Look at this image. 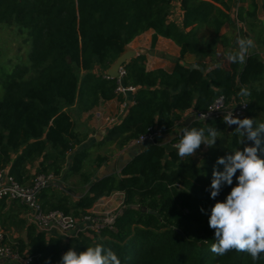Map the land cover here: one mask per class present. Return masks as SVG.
Listing matches in <instances>:
<instances>
[{
	"label": "trees",
	"instance_id": "16d2710c",
	"mask_svg": "<svg viewBox=\"0 0 264 264\" xmlns=\"http://www.w3.org/2000/svg\"><path fill=\"white\" fill-rule=\"evenodd\" d=\"M174 2L0 0V25L19 26L32 45L30 66L5 69L0 80L4 89L0 100V171L8 168L26 185L35 177L29 167L37 163L36 174L53 173L61 178L68 156L83 141L67 110L77 104L90 111L101 101L118 97L116 81L105 80L102 74L134 39L149 30L154 31L151 49L159 37L169 39L180 48L181 59L193 55L199 67L189 68L179 59L171 71H148L144 56L126 64L124 83L137 91L127 114L108 136L118 149L149 130L171 135L177 122L187 119L184 113L205 111L221 96L227 104L247 100V117L264 121V62L250 53L244 63L227 59L237 48L221 31L229 26L236 32L230 17L234 0H180V23L171 20ZM238 2V20L254 32V24L261 22L257 0ZM245 3H249L247 8ZM256 37L264 44L263 35L258 32ZM241 38L246 35L240 31ZM95 68L98 75L92 73ZM241 88H247L250 95H238ZM187 126L218 130L217 146L209 147L199 161L194 156L181 160L169 145L150 144L119 174L92 181L93 174H81L89 156L82 151L74 154L69 173L80 176L88 186V197L73 202L61 193L59 184L41 191L39 203L45 212L58 211L78 220L91 216L102 198L113 192L122 194L121 213L99 234L85 230L67 238L48 237L25 222L17 224V215L26 207L4 201L0 202V227L9 230L17 224L26 231V239L14 242L21 253L35 257L33 264H58L70 248L79 253L97 244L112 249L121 264H264V256L253 261L244 252L232 250L218 256L211 251L215 241L214 230L208 225L210 209L225 200L236 179L232 186L225 184L215 200L206 189L210 188L213 167L224 170L216 164L217 158L242 149L241 137L229 131L222 117L194 120ZM224 134L230 138L220 146ZM261 149L258 154L264 158V143ZM107 161L98 157L95 164L100 167Z\"/></svg>",
	"mask_w": 264,
	"mask_h": 264
},
{
	"label": "clouds",
	"instance_id": "9594fccd",
	"mask_svg": "<svg viewBox=\"0 0 264 264\" xmlns=\"http://www.w3.org/2000/svg\"><path fill=\"white\" fill-rule=\"evenodd\" d=\"M236 45L237 50L229 52L227 59L232 63H244L255 42L252 38H241L236 41ZM238 95L245 97L250 92L247 88H241ZM225 113L223 122L229 127L236 126L234 133L241 137L239 144L244 146L217 158L216 164L223 165L224 170L213 167L210 188L206 189L215 200L222 187L225 184L232 186L233 178L236 179L235 186L231 187L225 200L217 201L210 209L208 225L214 230L215 241L211 251L224 256L235 250L247 253L253 261H257L264 256V158L258 154L264 143V121L258 122L248 117L241 119L231 110ZM201 118L206 120L207 115L201 114ZM217 138L216 128L185 126L174 147L183 160L195 156L201 145L215 146ZM58 264H121V260L112 249L97 244L79 253L70 248L63 253Z\"/></svg>",
	"mask_w": 264,
	"mask_h": 264
},
{
	"label": "crops",
	"instance_id": "0c3cea01",
	"mask_svg": "<svg viewBox=\"0 0 264 264\" xmlns=\"http://www.w3.org/2000/svg\"><path fill=\"white\" fill-rule=\"evenodd\" d=\"M249 3L243 4V7H248ZM235 8V3L232 4L231 9ZM175 10V5L174 8ZM176 13L175 19L171 18L178 23L182 21L183 13L180 8V0H177V7L173 13ZM172 13V14H173ZM222 35H226L228 39L230 37L234 38L236 32L229 26H226L221 31ZM154 35L153 30H149L143 35L134 39L125 49V52L111 65V67L104 72L102 75L109 74V71H113L116 64H118V60H123L125 64L129 63L132 59H135L139 56L145 57V64L148 71H153L156 69H164L166 71H171L175 65V62L180 59L181 63L189 68H198V61L193 55H185L182 59L180 58V48L175 45L169 39H165L162 37L158 38L156 46L154 49H151V41L152 36ZM93 74L98 75L99 69L95 68L92 71ZM86 73L83 72V75ZM133 95H129L125 100L130 107L133 104L132 97ZM124 100V98H122ZM121 102L119 97H116L110 101H101L98 106L94 107L90 111H83L79 108V105H75L74 107L67 110L69 115L71 116L74 124H75V132L82 138V143L78 146L75 151L68 156L67 163L65 164V173L64 176L68 175L72 177L69 173L72 158L75 153H80L82 151H86L89 156L85 161L81 174H86L87 171L84 169L86 163H89L92 168V181H96L111 175L119 174L122 168L130 162L135 156L140 154V146H129L126 145L123 149H118L116 143L109 139L108 136L115 124H112L110 120L115 117L121 109ZM193 113L192 110L183 114V118H188V116ZM183 122H186V120ZM177 128V127H176ZM176 130V129H175ZM174 135H163L161 142L164 145H170V143L178 136ZM117 148V149H116ZM100 158H107L108 161L105 162L102 166L97 167L95 164V160ZM37 168V163L34 164V167L29 170L32 174H35ZM59 188L61 190L62 186L59 184ZM63 190H65L63 188ZM119 194V193H117ZM121 195V194H119ZM122 196V195H121ZM24 212L17 215L16 222L17 224L21 222H25L28 225L26 219L24 218ZM15 225H12L9 228V233L13 236L15 240L19 238L26 239V231L24 229H19ZM53 237V235H52ZM57 237H63L57 235Z\"/></svg>",
	"mask_w": 264,
	"mask_h": 264
},
{
	"label": "built area",
	"instance_id": "2783aa9c",
	"mask_svg": "<svg viewBox=\"0 0 264 264\" xmlns=\"http://www.w3.org/2000/svg\"><path fill=\"white\" fill-rule=\"evenodd\" d=\"M235 8L231 9L230 17L232 23L242 28L243 24L238 20V11L240 3L238 0H234ZM127 76L126 64H123L119 70L116 78H113L109 74H105L103 78L105 80H115L117 87L115 93L118 97L124 98L121 102L120 112L113 117L110 122L112 124H119L128 112L129 106L125 101L129 95H133L137 88L133 85H125L124 80ZM246 104V105H243ZM218 109V110H215ZM248 102L242 99L239 102L227 104V100L224 96L217 98L213 104L205 111L191 113L188 117L194 116L195 120L205 122L209 119L219 118L226 114L225 111L231 110L235 116L241 119L247 117ZM213 110V111H211ZM211 111V112H209ZM201 114H206L207 119L203 120ZM181 134L178 136L180 137ZM162 134L156 130H149L147 134L140 138L129 142V146H142L155 144L159 140L158 144H161ZM171 142L170 147L177 150L174 145L178 143ZM163 144V143H162ZM60 178L53 173L49 174H37L29 184H20L9 172V169H3L0 171V202L6 203L16 202L26 207L24 218L28 225L34 226L38 232L45 233L48 237L63 236L65 238L73 236L78 232L85 230H93L96 234L104 227H111L118 215L113 216L110 219H105L103 222H96V218L93 216V207L91 210V216H86L82 220L75 219L72 216H66L62 212H45L39 203V194L41 191L50 186H56L59 184ZM120 194V193H119ZM122 195V194H121ZM123 198V195H122ZM103 199V198H102ZM96 205V204H95ZM78 221L80 223H78ZM82 223L92 224L93 226H83ZM35 257L28 252L21 253L15 244L11 235L4 228L0 227V264H33Z\"/></svg>",
	"mask_w": 264,
	"mask_h": 264
},
{
	"label": "rangeland",
	"instance_id": "374dc122",
	"mask_svg": "<svg viewBox=\"0 0 264 264\" xmlns=\"http://www.w3.org/2000/svg\"><path fill=\"white\" fill-rule=\"evenodd\" d=\"M174 5L176 10L177 0H175ZM175 10L173 9V11ZM175 15L176 13L174 12L171 18L175 19ZM257 16H258V12H257ZM262 17L258 16V19L259 20L261 19V22L264 21ZM261 22L260 21L256 23L254 22L255 23L254 32L250 29L249 26L245 25V23H242L243 24L242 28L236 27L235 37L239 35L241 31L246 35V38H252L255 42V47L250 48L249 53L256 54L264 62V44H261L259 42V37L258 38L256 37L258 32L264 36V23ZM235 37L234 38L230 37L229 42L231 45H234L237 48L234 42ZM31 50H32L31 41L29 40L27 33L25 31H21V29L17 25L1 24L0 25V78H1L0 80H2L3 71L5 69L11 70L15 66H21V67L30 66L29 54ZM224 54L225 52L222 53V55ZM3 94H4V89L0 84V100L2 99ZM184 127H185V122H183V120H179L177 122L176 130L171 134V136L172 135L177 136V134H181L182 129ZM222 136L219 137L221 138ZM227 138L229 139L230 136L224 134L223 138H221L222 142L219 145L220 146L225 145L226 144L225 139ZM215 146L217 145L215 144ZM208 150L209 147L205 145H201V147L197 150L196 155L194 156L195 159L199 161L205 154L208 153ZM89 163H86L84 169L87 171V173L90 174L92 173L93 167H91ZM65 169L66 168L64 167L63 169L64 173H65ZM64 173L60 178L61 181H59L60 182L59 184L62 186L61 193L66 194L70 198V200L76 202L80 197L85 195L86 191L88 190V186L83 183L80 176L69 177L68 175L64 176ZM35 175L37 174L35 173L33 176ZM91 176L93 177V175ZM63 188L65 190H63ZM122 208H123L122 196L117 194V192H113L110 196L104 197L103 199L99 200L96 203L95 207L93 208L92 212H93V216L96 218V222L100 223L103 222L105 219H110L113 216L118 215L121 212ZM78 223L80 222L78 221ZM82 225L93 226L92 224L85 225L84 223H82ZM4 229L8 231L7 228ZM11 238L15 241L12 235Z\"/></svg>",
	"mask_w": 264,
	"mask_h": 264
},
{
	"label": "water",
	"instance_id": "95a60500",
	"mask_svg": "<svg viewBox=\"0 0 264 264\" xmlns=\"http://www.w3.org/2000/svg\"><path fill=\"white\" fill-rule=\"evenodd\" d=\"M257 4H258V7H259V8H258V16H259V17H262V16H263L262 1H261V0H257ZM238 39H239V35H237V36L235 37V41H234V42H235V45H236V41H237ZM236 46H237V45H236ZM118 61H119V62H118V64H116L114 70H113V71H109V75L112 76L113 78H116V77H117L119 68H120L123 64H125L123 60H120V59H119ZM194 120H195L194 116H191V117L187 118V120H186V122H185V126H187L191 121H194ZM228 128H229V131L231 132V131H234V130H235L236 126H235V125H233V126H231V127L228 126ZM158 143H159V140L155 142V144H158ZM146 147H147V146H145V145L140 146V151H141V152L145 151V150H146ZM88 196H89V189L86 191L84 197H88Z\"/></svg>",
	"mask_w": 264,
	"mask_h": 264
}]
</instances>
